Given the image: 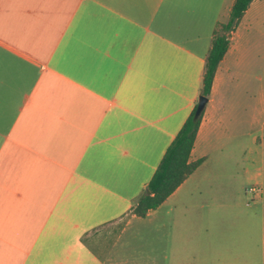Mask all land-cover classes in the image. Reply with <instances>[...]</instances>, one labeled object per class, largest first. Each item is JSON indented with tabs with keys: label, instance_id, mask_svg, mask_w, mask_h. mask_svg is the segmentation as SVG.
<instances>
[{
	"label": "crops",
	"instance_id": "1",
	"mask_svg": "<svg viewBox=\"0 0 264 264\" xmlns=\"http://www.w3.org/2000/svg\"><path fill=\"white\" fill-rule=\"evenodd\" d=\"M233 1L0 0V264H264V205L223 181L264 142V0L216 67L201 163L132 211Z\"/></svg>",
	"mask_w": 264,
	"mask_h": 264
},
{
	"label": "trees",
	"instance_id": "2",
	"mask_svg": "<svg viewBox=\"0 0 264 264\" xmlns=\"http://www.w3.org/2000/svg\"><path fill=\"white\" fill-rule=\"evenodd\" d=\"M251 1L234 0L228 14L216 20L205 57L199 94L208 98L216 67L229 47L231 31ZM195 106L166 146L151 177L137 197L132 206L135 214L144 216L149 209L159 205L201 163L203 157L189 158L202 117V112L194 116Z\"/></svg>",
	"mask_w": 264,
	"mask_h": 264
},
{
	"label": "rangeland",
	"instance_id": "3",
	"mask_svg": "<svg viewBox=\"0 0 264 264\" xmlns=\"http://www.w3.org/2000/svg\"><path fill=\"white\" fill-rule=\"evenodd\" d=\"M238 143L237 149L233 151V154L237 155L238 160L232 164V170L229 171L231 176H223V181H225L226 186L238 189V201H248L264 205V142ZM241 144H244V148L241 147ZM247 149L249 151V165L251 166L253 174L244 176L241 170L245 166L246 160H242L241 157ZM252 185L258 186V192L253 193L247 191ZM256 211L259 214L261 212L259 210Z\"/></svg>",
	"mask_w": 264,
	"mask_h": 264
},
{
	"label": "water",
	"instance_id": "4",
	"mask_svg": "<svg viewBox=\"0 0 264 264\" xmlns=\"http://www.w3.org/2000/svg\"><path fill=\"white\" fill-rule=\"evenodd\" d=\"M207 97L205 95L199 94L196 106L194 109V116L197 117L204 109V106L206 104Z\"/></svg>",
	"mask_w": 264,
	"mask_h": 264
},
{
	"label": "built area",
	"instance_id": "5",
	"mask_svg": "<svg viewBox=\"0 0 264 264\" xmlns=\"http://www.w3.org/2000/svg\"><path fill=\"white\" fill-rule=\"evenodd\" d=\"M247 191H249V192H253V193H256V192H258V186H256V185H252V186H250V187L248 188Z\"/></svg>",
	"mask_w": 264,
	"mask_h": 264
}]
</instances>
